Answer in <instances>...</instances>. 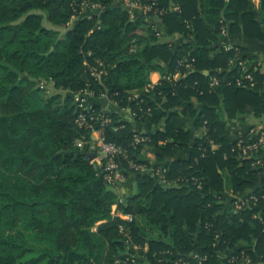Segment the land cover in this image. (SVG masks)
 Returning a JSON list of instances; mask_svg holds the SVG:
<instances>
[{"label":"trees","instance_id":"1","mask_svg":"<svg viewBox=\"0 0 264 264\" xmlns=\"http://www.w3.org/2000/svg\"><path fill=\"white\" fill-rule=\"evenodd\" d=\"M124 1L0 0V264L264 262V169L241 155L248 135L232 143L220 124L264 114V71L224 41L243 33L264 43L254 0H155L160 15L147 20ZM94 7L103 12L82 16ZM75 18L65 33L43 25L63 29ZM157 20L184 41L164 42ZM42 81L70 95L49 94ZM86 93L157 129L137 131L87 101L80 108L76 96ZM94 131L124 151L116 160L135 175L137 193L125 202L105 165L88 158ZM174 150L189 158L165 162ZM226 188L251 189L257 201L235 213L224 205Z\"/></svg>","mask_w":264,"mask_h":264},{"label":"crops","instance_id":"2","mask_svg":"<svg viewBox=\"0 0 264 264\" xmlns=\"http://www.w3.org/2000/svg\"><path fill=\"white\" fill-rule=\"evenodd\" d=\"M122 3H116V6L121 5ZM253 4V11L257 16V20L261 24L263 30V19H264V11L261 9V3L259 0L252 1ZM103 12V9L98 7H94L91 11L84 12L82 16L89 17L92 14L100 15ZM131 13L133 16H137L140 19H146V14L142 9H132ZM77 19H73L71 24L67 28H56L53 27L51 24L49 26H45L44 21L43 25L48 29H53L55 31H60L61 33H65L73 24L76 22ZM157 28L161 30V38L164 42H176L179 44L180 42L184 41L183 37L180 35L169 36L167 34L166 29L160 24V21H151ZM225 43H229L231 46H239L242 48L247 49L248 55L254 58L253 65L255 67H260L264 71V43L257 38H249L245 36L243 33H236L235 35H229L227 39L224 40ZM228 41V42H227ZM150 80L152 85H156L161 80V74L159 72H154L150 75ZM52 87L55 91L54 94L60 93L63 95H70L69 92H60L57 91L52 84H48V88ZM262 97L264 98V90L261 92ZM85 97L87 102L93 105H97L102 107L103 111L111 112L118 114L122 121H127L133 124L135 130L149 133L155 131L157 128L155 126L149 125H141L136 124L133 120V117L129 110L121 109L115 103L110 101L106 97L101 98H94L91 94L86 93ZM245 121L240 120H229L228 118L224 117L221 119L220 124L222 125L223 129L226 132L227 137L230 139L232 143H235L240 137L246 136L252 129L260 128L264 126V114L262 117L258 118L254 115H248L245 117ZM184 125L194 134L193 130V121L192 120H183ZM97 134L93 135V138H96ZM146 157L150 158L152 161L155 160V156L151 152H147L145 154ZM165 162H174L179 160H187L189 158V152H184L181 150H174L170 153H166L163 155ZM263 159H264V152H263ZM262 178L264 179V173L262 174ZM260 184V183H259ZM253 190L248 189L245 192L240 193H233L232 190L226 188L223 193L224 197V205L227 208H230L233 201L237 199H246L250 197ZM137 193V184L135 181V175L130 174L126 177L125 183L121 186L119 191V196L122 201H126L127 198L134 196ZM142 264H151L148 261H143Z\"/></svg>","mask_w":264,"mask_h":264},{"label":"built area","instance_id":"3","mask_svg":"<svg viewBox=\"0 0 264 264\" xmlns=\"http://www.w3.org/2000/svg\"><path fill=\"white\" fill-rule=\"evenodd\" d=\"M124 6L129 8L131 11L132 9H142L145 14H149L154 12L156 16L160 15V12L158 10H154V6H156L155 0L152 2L151 5H145L142 6L138 3L131 2L130 0H125L124 1ZM177 10V8H175ZM84 12H88V10H84ZM223 34L225 35V30L223 31ZM230 47L231 45H227ZM229 49V48H227ZM180 75L177 74L175 78H179ZM246 79L251 82V86H253V77L251 75H247ZM214 84H217V80L215 79L213 81ZM48 84L45 81H42L39 83V87L42 89H47ZM238 84H241L240 82ZM76 100L79 103V107L82 109L86 108V97L85 95H77ZM108 119H104L103 123H107ZM77 123L79 126H83L86 124V117L84 115H80L79 118L77 119ZM97 134L96 138H93V135ZM137 142H144L146 141L145 138H136ZM86 142H79L78 146L83 147ZM90 145L91 150L96 152V156L94 157V162H96L99 165L104 164L105 165V179L113 185L115 188H117L118 192L120 191L121 186L125 183L126 180V175L123 172V170L120 168L119 163L117 162L116 158L120 154H124V151L116 146L113 143L107 142L103 136L102 131H94L91 135V140L88 142ZM238 146L241 151V155L243 158H248V159H254L256 162L255 164L258 166V168H263L264 169V159L262 153L264 152V126L256 129H252L248 136L247 140L245 142L239 141ZM129 168L131 170L135 171H140L144 172L146 170L145 165L141 164H136L133 162H130ZM160 172L158 171V174ZM162 178V182L166 183V180ZM121 202H123L120 199ZM250 201H257V198L255 197H248L246 199H237L233 201V203L230 206V209L233 210L235 213L242 212L243 210L247 209L250 207ZM116 208L117 206L113 207V216H117L116 214ZM121 216V215H120ZM124 220L132 221L133 217L131 215H126V216H121ZM245 264H251V259L249 257H246L245 259ZM260 264H264V262H260Z\"/></svg>","mask_w":264,"mask_h":264},{"label":"rangeland","instance_id":"4","mask_svg":"<svg viewBox=\"0 0 264 264\" xmlns=\"http://www.w3.org/2000/svg\"><path fill=\"white\" fill-rule=\"evenodd\" d=\"M44 24H45V26H49V23L46 21V20H44ZM48 91H49V94H54L55 93V91H54V89L52 88V87H50L49 89H48Z\"/></svg>","mask_w":264,"mask_h":264},{"label":"water","instance_id":"5","mask_svg":"<svg viewBox=\"0 0 264 264\" xmlns=\"http://www.w3.org/2000/svg\"><path fill=\"white\" fill-rule=\"evenodd\" d=\"M88 158L92 160L94 158V156L89 155Z\"/></svg>","mask_w":264,"mask_h":264}]
</instances>
